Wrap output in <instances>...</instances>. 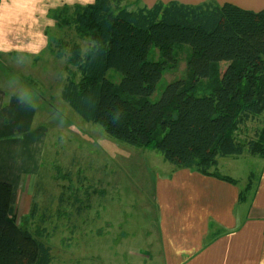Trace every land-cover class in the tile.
Wrapping results in <instances>:
<instances>
[{"label":"trees","instance_id":"obj_1","mask_svg":"<svg viewBox=\"0 0 264 264\" xmlns=\"http://www.w3.org/2000/svg\"><path fill=\"white\" fill-rule=\"evenodd\" d=\"M123 1L94 0L78 7L74 23L91 46L83 56L71 49L79 78H66L62 99L107 137L155 150L173 169L237 184L219 174V157L247 153L264 160V8L254 12L230 3L171 1L129 9ZM176 45L189 47L187 76L167 83L151 101L175 61ZM152 47L160 53L158 60L148 58ZM110 69L120 73L119 82L107 77ZM198 88L203 95L195 94ZM256 119L260 126L254 136L240 140L239 128ZM251 177L239 200L249 195ZM12 194L11 185L0 181V264H54L50 246L40 239L45 228L36 234L18 223ZM38 197L28 219L37 216ZM62 198L60 193L58 207ZM49 217L42 213L41 221Z\"/></svg>","mask_w":264,"mask_h":264},{"label":"rangeland","instance_id":"obj_2","mask_svg":"<svg viewBox=\"0 0 264 264\" xmlns=\"http://www.w3.org/2000/svg\"><path fill=\"white\" fill-rule=\"evenodd\" d=\"M147 1L150 4L152 0ZM80 5L63 7L46 49L35 57L0 54V112L4 111L0 114V142L8 140L13 146L15 140L25 138L34 149L33 164H38H34V184H29L32 196H39L38 217L28 219V213H22L18 223L32 233L45 228L46 235L40 239L50 246L54 264H158V260H149L158 248L154 182L173 166L155 150L107 137L100 126L84 121L62 99L66 78H79L71 49L78 48L83 56L91 46L89 37L79 33L74 23ZM123 5L134 9L144 4L124 0ZM188 53L187 45L174 47L175 61L163 72L151 101L159 99L167 83L187 76ZM159 54L152 47L148 58L158 60ZM219 65L223 72L227 62ZM107 77L119 82L121 75L110 69ZM195 94L201 96L204 91L198 88ZM12 95L17 98L14 102ZM19 104L28 105L24 109L30 111L17 115L28 120L21 126L28 130L23 128L20 133L13 129L16 115L10 112L12 105L21 112ZM259 126L257 119L248 121L237 136L251 139ZM16 157L19 159L18 150ZM218 162L219 173L234 176L243 186L249 173L258 177L263 161L244 153L237 158L219 157ZM60 193L63 198L58 207ZM18 213L21 211H14V215ZM42 213L50 219L42 222Z\"/></svg>","mask_w":264,"mask_h":264},{"label":"crops","instance_id":"obj_3","mask_svg":"<svg viewBox=\"0 0 264 264\" xmlns=\"http://www.w3.org/2000/svg\"><path fill=\"white\" fill-rule=\"evenodd\" d=\"M93 1L0 0V54L8 56L21 53L35 57L46 49L50 30L63 4L83 5ZM171 1L189 5L208 1L218 5L230 3L254 12L264 8V0H152L150 4L145 3L150 1L141 0L147 7L156 2ZM15 98L12 95L13 102ZM19 105L21 112L13 105L10 112L16 115L13 129L20 133L25 128L21 126L27 125L28 120L27 116L23 119L18 116L28 115L30 111L24 109L29 108L28 105ZM24 139L15 140L13 146L8 145L13 144L8 140L0 142V181L12 186L13 211H21L16 215L17 220L22 213L27 214L31 207L33 190L29 184H34V164L38 166L37 163L33 164L34 149L31 142ZM17 150L19 159L16 157ZM262 161L257 178L253 172L248 174L247 182L252 176V188L245 200H239V194L247 182L243 186L239 181L232 184L189 169L170 168L168 173L157 175L154 197L158 209V248L149 260H158V264H264ZM219 165L218 162L217 167Z\"/></svg>","mask_w":264,"mask_h":264}]
</instances>
